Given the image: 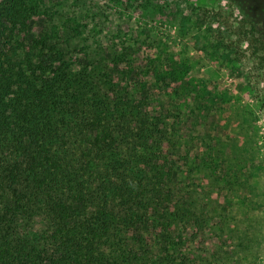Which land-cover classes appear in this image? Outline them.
I'll list each match as a JSON object with an SVG mask.
<instances>
[{"label": "trees", "instance_id": "16d2710c", "mask_svg": "<svg viewBox=\"0 0 264 264\" xmlns=\"http://www.w3.org/2000/svg\"><path fill=\"white\" fill-rule=\"evenodd\" d=\"M232 6L264 58V0ZM37 9L0 0V264H178L196 202L176 112L187 74L169 57L164 74L135 67L128 33L98 25L74 29L107 58L67 57L57 26L32 30Z\"/></svg>", "mask_w": 264, "mask_h": 264}, {"label": "rangeland", "instance_id": "374dc122", "mask_svg": "<svg viewBox=\"0 0 264 264\" xmlns=\"http://www.w3.org/2000/svg\"><path fill=\"white\" fill-rule=\"evenodd\" d=\"M30 2L38 5L31 16L36 36L44 25L50 31L57 26L53 37L70 44L67 57L107 58L85 31L74 29L98 25L128 33L135 67L164 74L165 57L182 67L192 92L177 98L176 112L188 138L181 154L189 151L194 159L189 174L196 202L189 227L175 234L177 262L264 264V58L242 41L238 8L230 0ZM143 78L152 88V76ZM164 95L156 104L169 108ZM187 179L181 176V185Z\"/></svg>", "mask_w": 264, "mask_h": 264}]
</instances>
